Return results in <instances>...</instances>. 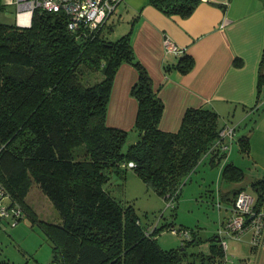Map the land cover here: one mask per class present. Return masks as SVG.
Masks as SVG:
<instances>
[{
	"label": "trees",
	"instance_id": "1",
	"mask_svg": "<svg viewBox=\"0 0 264 264\" xmlns=\"http://www.w3.org/2000/svg\"><path fill=\"white\" fill-rule=\"evenodd\" d=\"M199 1L148 3L167 15L187 17ZM114 11L92 32L82 26L70 30L64 10L35 8L28 26L0 21V183L26 214L25 198L33 183L57 210L58 224L40 222L53 241V264H224L223 236L219 241L214 239L219 235L211 239L207 253L189 258L184 249L197 242L194 231L169 226L183 241L180 247L163 249L156 235L167 225H144L134 206L121 204L105 186L114 175L122 177L131 168L147 188L177 200L204 157L216 166L227 160L237 128L234 125L231 141L223 140L230 145L224 150L219 130L226 122L211 108L190 107L176 131L161 130L163 101L134 52L132 25L115 40L107 37ZM122 63L137 70L130 89L137 101L131 129L135 139L126 147L129 131L106 124L113 78ZM193 66V57L182 52L164 70L185 74ZM262 86L261 69L258 99ZM238 145L248 153L247 136L242 135ZM80 146L83 151L76 155L74 149ZM222 166L219 178L242 180L240 166L233 162ZM241 188L232 192V199ZM250 189L255 208L264 205V179L253 180ZM217 193L220 208L222 194Z\"/></svg>",
	"mask_w": 264,
	"mask_h": 264
},
{
	"label": "crops",
	"instance_id": "2",
	"mask_svg": "<svg viewBox=\"0 0 264 264\" xmlns=\"http://www.w3.org/2000/svg\"><path fill=\"white\" fill-rule=\"evenodd\" d=\"M0 2V14L5 5H12L15 10L12 21H16V0ZM120 3L113 13L116 20L123 15L118 9ZM131 3L135 7L129 20L131 43L163 101L158 124L161 130L176 131L190 107L211 108L224 123L232 121L229 115H241L258 105V76L261 69L264 71V64L260 67L264 55V0H200L187 17L167 15L148 0H131ZM24 18L30 20V13ZM166 38L177 45L178 52L166 50ZM182 52L193 57V68L185 74L177 70L166 72L164 65L175 63ZM136 79L137 70L131 64L122 63L117 69L107 105V125L131 131L137 101L130 89ZM236 137L233 143L238 144L241 136ZM223 181L225 188L218 185L222 194L220 208L224 205L228 215L232 192L243 186L229 187L236 182ZM247 241L250 256L244 260L245 264H264V246L253 247L249 238Z\"/></svg>",
	"mask_w": 264,
	"mask_h": 264
},
{
	"label": "rangeland",
	"instance_id": "3",
	"mask_svg": "<svg viewBox=\"0 0 264 264\" xmlns=\"http://www.w3.org/2000/svg\"><path fill=\"white\" fill-rule=\"evenodd\" d=\"M5 6L0 14V21L12 22L14 7ZM118 9L123 15H120L118 20L116 14L111 17L114 24L107 34L111 40L127 32L129 20L133 18L135 12L131 0H122ZM248 110L241 115H229L231 124L237 126L236 136L246 134L245 136L248 137V153L242 152L235 141L228 154L229 157L221 161L219 166L212 165L209 157H204L182 186L177 200L170 196L163 197L147 188L131 168H128L122 177L114 175L105 185L121 204L134 206L144 225L150 228L167 225L156 235L157 243L161 248L180 247L183 241V237L172 231L169 226L177 230L186 228L194 231L197 242L187 244L184 249L189 258L193 254L207 253L211 239L215 235H224L219 233V228L230 212L226 215L224 205L219 208L216 202L218 185L220 184L222 188L226 186V182L221 177L217 178L218 171L226 162H233L244 171L242 180L235 181L236 184H229V187L242 185L246 190L251 191V181L264 178V86L258 105ZM134 136L135 132H128L125 147L133 142ZM74 150L75 154L79 155L83 148L80 146ZM25 204L29 213L25 214L16 225H10L5 220L1 224L0 264H53L51 262L53 241L40 222L49 225L58 224L59 214L47 196L34 183L29 188ZM248 238L249 232L243 234L241 238L232 236L223 238L227 243L224 250V264H240L242 259L246 261L250 256Z\"/></svg>",
	"mask_w": 264,
	"mask_h": 264
},
{
	"label": "built area",
	"instance_id": "4",
	"mask_svg": "<svg viewBox=\"0 0 264 264\" xmlns=\"http://www.w3.org/2000/svg\"><path fill=\"white\" fill-rule=\"evenodd\" d=\"M122 0H16L17 13L16 23L21 26L29 25L30 20L25 19L24 15L32 13L35 8H41L46 11L64 10L68 15L67 26L70 30L80 26L92 32L106 21L107 17L115 10L116 6ZM164 46L167 51L178 52L177 45L169 38L164 40ZM234 124L226 122L219 130V142H222V149H229V143L223 140L231 141L234 137ZM132 161L128 166L132 167ZM25 210L19 202L12 199L9 193L0 183V229L5 220L10 225H15L25 217ZM174 231V230H173ZM250 232L249 242L253 247L264 246V207L255 208L254 196L245 188L239 189L235 193L230 214L219 230L220 234L241 238L243 234ZM185 237H189L187 230L183 231ZM223 247L227 243L222 240Z\"/></svg>",
	"mask_w": 264,
	"mask_h": 264
},
{
	"label": "water",
	"instance_id": "5",
	"mask_svg": "<svg viewBox=\"0 0 264 264\" xmlns=\"http://www.w3.org/2000/svg\"><path fill=\"white\" fill-rule=\"evenodd\" d=\"M262 179H264V178H262ZM214 239H215L216 241H219V240L221 239V237L218 236V237H215Z\"/></svg>",
	"mask_w": 264,
	"mask_h": 264
}]
</instances>
